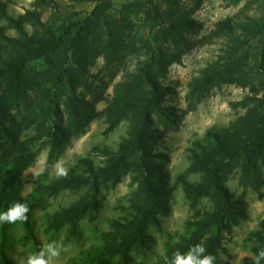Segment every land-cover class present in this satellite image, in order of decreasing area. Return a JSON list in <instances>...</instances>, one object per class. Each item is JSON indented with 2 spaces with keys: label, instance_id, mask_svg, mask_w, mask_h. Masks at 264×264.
<instances>
[{
  "label": "rangeland",
  "instance_id": "rangeland-1",
  "mask_svg": "<svg viewBox=\"0 0 264 264\" xmlns=\"http://www.w3.org/2000/svg\"><path fill=\"white\" fill-rule=\"evenodd\" d=\"M140 1L145 0H108L107 16L115 19L121 28L114 45L101 19L78 51L63 54L71 77L56 91V114L48 124L58 123L70 133L69 142L57 159L65 160L69 168L75 167L80 158L105 166L110 159L100 149L116 150L131 137L135 112L127 110L114 118L108 108L149 93L146 83H140V67L148 58L143 41L151 37L145 29ZM157 1L163 12L162 31H168L172 22L181 20L189 21L191 30L182 31L186 42L153 38V45L163 50L160 65H156L154 72L162 96L159 107L150 115L145 150L122 159L115 172L99 180L96 187L63 190L43 202L35 195L37 179L32 173L37 158L48 161L51 138H44L34 146L36 158L24 172L22 196L29 206L34 205L31 218L35 234L41 244L55 240L68 246L64 263L79 250L101 243L102 233L116 230V222L125 223L134 205L142 201V196H138L142 169L152 173L161 206L155 222L146 226L144 241L131 250V264H161L166 244L179 240L193 227L192 223L216 208L213 188L209 182L204 185L206 169L222 158L214 145L216 135L233 138L232 134L238 133L240 117L246 113L251 105L249 98L254 95L249 82L256 86L262 77L260 68L254 67L259 71L253 69L255 74L248 72L260 59L261 41L252 42L232 56L228 54L230 40L223 33L218 34L217 24L226 18L235 24L245 22L247 15L259 18L264 14V0ZM96 4V0H49V4L36 0H0L7 14L23 20L29 33H41L42 27L33 25L27 10L37 12L47 24L59 25L86 18ZM0 27L8 37H20L18 30L1 14ZM6 51L0 45L1 57L6 56ZM212 65L219 66V72L204 85L201 77ZM53 68L54 64L44 60L33 64L28 98L24 102L18 103L4 90L0 93V104L6 109V114L0 115V159L8 156L15 143L37 132L39 112L35 101ZM254 165L247 167L241 159L227 158L225 162L222 182L234 201V215L228 229L222 231L223 247L216 264H253L249 257L256 254L254 247L264 248L253 236L264 223V158ZM50 173L51 167L49 180L55 178ZM89 194L97 199L99 206L78 221L75 235L71 236L68 226L57 232L49 230L47 215ZM22 235L21 223L11 224L8 253L12 264L15 257L33 252L32 242L24 241ZM112 264H119L117 257L112 259Z\"/></svg>",
  "mask_w": 264,
  "mask_h": 264
},
{
  "label": "trees",
  "instance_id": "trees-1",
  "mask_svg": "<svg viewBox=\"0 0 264 264\" xmlns=\"http://www.w3.org/2000/svg\"><path fill=\"white\" fill-rule=\"evenodd\" d=\"M36 1L40 4H49V0ZM96 2L95 8L86 18L59 25L47 24L41 20L37 12L27 10L26 15L32 20L33 25L42 27L41 33H29L23 20L7 14L6 7L0 6V14L20 33L19 38L12 39L0 27V45L8 50L5 57L0 56V93L4 90L9 92L18 103L24 102L28 98L29 73L33 64L44 60L55 66L53 70H50L35 101L39 112L37 132L15 143L8 156L0 159V212L6 211L13 202L26 203L22 196L25 186L24 172L36 158L34 146L44 138H51V149L47 161L49 169L37 178L35 186V195L40 202L63 190L96 187L99 180L115 172L122 159L132 152L145 150L151 123L150 115L159 107V99L162 96L161 86L157 83L154 72L156 65H160L163 50L153 45V38L164 42L169 39L186 42L182 31L191 30L189 21L181 20L172 22L167 28L168 31H162L163 12L157 0H145L138 3L145 14V29L151 35L143 41L148 58L140 67V83H146L149 93L135 101H126L108 108L109 115L114 118L127 110L135 112V126L131 137L116 150L109 147L100 149V152L110 159L107 165H95L89 158H80L77 165L70 168L67 178L49 180L50 167L63 154L70 137L66 127L58 123L48 124L56 114V91L64 85L66 78L71 77L67 66L68 61L63 60V54L68 55L69 52L78 51L101 19L106 23L111 45L118 40L115 38L121 30L117 21L107 16L108 0H96ZM217 32L229 38L228 54L232 56L247 48L252 42L261 41L260 59L255 61L253 67L250 66L248 72L253 73V69L257 71L256 68H260L262 77L256 86L249 82L254 95L249 98L251 105L247 107L246 113L240 117L238 133L236 135L233 133V138H229L228 135H216L217 141L214 145L220 150L222 158L214 160V165L206 169L207 180L204 181V185L209 182L213 188L216 208L207 212L202 219L192 223L193 227H190L179 240L166 244L165 248V255L171 257L176 250L186 253L191 246L202 243L208 253L216 256V263L223 247L222 231L228 229L229 221L234 215V201L222 182L225 162L227 158L230 161L241 159L245 166L253 168L257 160L264 158V14L259 18L247 15L246 21L239 24H235L231 18L223 19L217 24ZM218 72L217 65L207 68L201 77V83L204 85L210 83ZM4 114L6 109L0 104V115ZM152 176L151 172L142 169L138 189V196H142V201L134 205L125 223L116 222V230L102 233L101 243L79 250L64 264H112L114 257L118 258L119 264H131V250L137 243L144 241L146 226L149 222H155L156 212L161 206L158 188L153 184ZM98 206V201L93 195L83 196L72 205L47 215L48 228L50 231L57 232L63 226H68V232L73 236L76 233L78 221ZM29 207L28 222H20L23 229L22 239L32 242L33 252H35L42 244L35 234L31 218L34 205ZM10 226L11 224L7 223L0 225V264H12L8 253ZM253 236L256 241L264 244V223L259 230L253 232ZM254 251L257 254L259 249L254 247Z\"/></svg>",
  "mask_w": 264,
  "mask_h": 264
},
{
  "label": "clouds",
  "instance_id": "clouds-1",
  "mask_svg": "<svg viewBox=\"0 0 264 264\" xmlns=\"http://www.w3.org/2000/svg\"><path fill=\"white\" fill-rule=\"evenodd\" d=\"M49 165L46 158H37L33 178L37 179L48 171ZM70 168L65 160H57L51 166V175L55 178H67ZM30 207L24 202H13L4 212H0V224H15L17 222L27 223L29 220ZM69 247L55 240L43 243L37 251L28 253L26 256L14 258V264H64V256L68 253ZM253 264H261L264 260V248L257 254L249 257ZM163 264H216V256L208 253L202 243L193 245L186 253L176 250L171 257H162Z\"/></svg>",
  "mask_w": 264,
  "mask_h": 264
}]
</instances>
